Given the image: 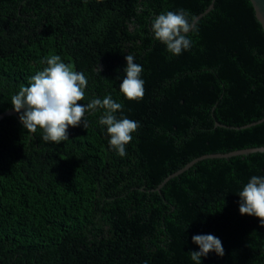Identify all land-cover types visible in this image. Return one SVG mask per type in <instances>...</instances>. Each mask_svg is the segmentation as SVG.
<instances>
[{
    "label": "trees",
    "instance_id": "trees-1",
    "mask_svg": "<svg viewBox=\"0 0 264 264\" xmlns=\"http://www.w3.org/2000/svg\"><path fill=\"white\" fill-rule=\"evenodd\" d=\"M180 9L203 16L192 48L173 55L152 22ZM129 53L143 67L139 101L119 91ZM50 55L86 76L78 103L111 94L117 118L139 127L120 157L103 109L59 144L20 118L0 124V264H196L201 234L224 248L201 264H264V226L240 214L238 195L264 177V154L207 161L154 190L202 155L264 147V121L235 129L264 117V32L250 0H0V114Z\"/></svg>",
    "mask_w": 264,
    "mask_h": 264
},
{
    "label": "clouds",
    "instance_id": "clouds-1",
    "mask_svg": "<svg viewBox=\"0 0 264 264\" xmlns=\"http://www.w3.org/2000/svg\"><path fill=\"white\" fill-rule=\"evenodd\" d=\"M192 30L189 13L184 9L162 13L152 22L154 37L173 55L192 48L193 42L188 35ZM125 59L126 76L119 91L128 100L139 101L145 95L144 80L141 79L143 67L134 62L135 57L131 53ZM43 63L47 66L31 78L30 85H22L11 98V105L20 113V120L27 131L35 133L40 128L45 142L59 144L68 140L69 126L82 124L87 128L86 113L103 109L99 124L106 126L110 146L124 157L127 154L125 146L132 141V133L138 130L139 122L126 117L118 119L115 114L123 111V105L116 102L111 94L102 99L93 97L86 104L78 103L88 99V80L84 73L75 71L59 55H50ZM238 195L240 214L258 217L264 226V177L253 175ZM192 241L200 249L190 253L196 264H201V257L210 252L221 257L224 255L222 242L214 235H194Z\"/></svg>",
    "mask_w": 264,
    "mask_h": 264
},
{
    "label": "water",
    "instance_id": "water-1",
    "mask_svg": "<svg viewBox=\"0 0 264 264\" xmlns=\"http://www.w3.org/2000/svg\"><path fill=\"white\" fill-rule=\"evenodd\" d=\"M214 1V0H213ZM250 3L254 9L255 16L258 20V22L261 24L263 32H264V0H250ZM213 8V2L210 4V6L205 10L204 13H207L209 10ZM203 14L198 15L192 22V25L201 17ZM23 111V110H21ZM20 118V113H17L14 109L6 110L5 112L0 114V124L7 123L16 119ZM264 121V117L260 120L241 126V127H235V129H242L247 128L259 123H262ZM215 126H224L220 123H216ZM257 154H264V147H254V148H246V149H240L235 150L227 153H212V154H205L200 157H197L187 163L185 166L180 168L178 171L170 174L167 176L159 185L155 191L160 193L161 188L168 182L170 179L176 177H180L189 170L195 168L196 166L203 164L207 161L211 160H220V159H232V158H238V157H245V156H251V155H257Z\"/></svg>",
    "mask_w": 264,
    "mask_h": 264
}]
</instances>
